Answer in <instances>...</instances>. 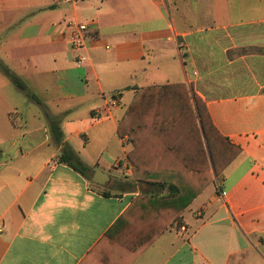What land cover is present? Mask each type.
<instances>
[{
  "label": "crops",
  "instance_id": "obj_1",
  "mask_svg": "<svg viewBox=\"0 0 264 264\" xmlns=\"http://www.w3.org/2000/svg\"><path fill=\"white\" fill-rule=\"evenodd\" d=\"M68 22L88 27L79 53ZM168 84L241 153L140 250L119 219L149 188L131 183L117 127L137 91ZM263 90L264 0H0V264H264ZM48 117L89 178L57 161Z\"/></svg>",
  "mask_w": 264,
  "mask_h": 264
},
{
  "label": "trees",
  "instance_id": "obj_2",
  "mask_svg": "<svg viewBox=\"0 0 264 264\" xmlns=\"http://www.w3.org/2000/svg\"><path fill=\"white\" fill-rule=\"evenodd\" d=\"M3 70L17 89L38 102L13 73ZM48 121L53 138L62 145L57 161L89 178L92 170L62 143L59 120ZM117 133L127 138L131 183L149 188L119 219L127 222L132 243L140 250L169 226L180 228L183 211L241 153L218 132L205 104L195 94L191 97L184 84L137 91Z\"/></svg>",
  "mask_w": 264,
  "mask_h": 264
},
{
  "label": "built area",
  "instance_id": "obj_3",
  "mask_svg": "<svg viewBox=\"0 0 264 264\" xmlns=\"http://www.w3.org/2000/svg\"><path fill=\"white\" fill-rule=\"evenodd\" d=\"M83 1H88V0H52V3L56 5L76 4L79 2H83ZM150 1H154V0H150ZM65 28L68 29L67 35L61 32L60 36H62L69 42V45L72 51L79 53L83 49L84 43L87 39L86 37V33L88 30L87 25L81 24V23L68 22L66 23ZM83 61H84V58L81 55H78L76 57L75 62L77 65L82 64ZM111 101L112 103L115 104L117 102V99L112 98Z\"/></svg>",
  "mask_w": 264,
  "mask_h": 264
},
{
  "label": "water",
  "instance_id": "obj_4",
  "mask_svg": "<svg viewBox=\"0 0 264 264\" xmlns=\"http://www.w3.org/2000/svg\"><path fill=\"white\" fill-rule=\"evenodd\" d=\"M201 130V127H200ZM202 131V130H201ZM93 175L91 178V184L98 188H105L110 182V176L107 173L102 172L97 167L93 168Z\"/></svg>",
  "mask_w": 264,
  "mask_h": 264
},
{
  "label": "rangeland",
  "instance_id": "obj_5",
  "mask_svg": "<svg viewBox=\"0 0 264 264\" xmlns=\"http://www.w3.org/2000/svg\"><path fill=\"white\" fill-rule=\"evenodd\" d=\"M123 96H124V102H127V100H128V94L126 93V92H123ZM95 187V186H94ZM97 188V187H96ZM102 189H104V188H102ZM191 209H193V206H191L189 209H188V211L184 214L185 215V218H189L190 217V211H191Z\"/></svg>",
  "mask_w": 264,
  "mask_h": 264
},
{
  "label": "flooded vegetation",
  "instance_id": "obj_6",
  "mask_svg": "<svg viewBox=\"0 0 264 264\" xmlns=\"http://www.w3.org/2000/svg\"><path fill=\"white\" fill-rule=\"evenodd\" d=\"M98 188V187H97ZM106 188V187H105ZM99 189H102V188H99Z\"/></svg>",
  "mask_w": 264,
  "mask_h": 264
}]
</instances>
